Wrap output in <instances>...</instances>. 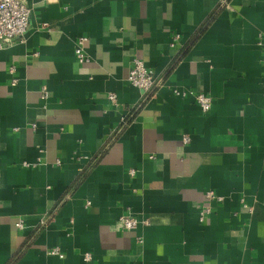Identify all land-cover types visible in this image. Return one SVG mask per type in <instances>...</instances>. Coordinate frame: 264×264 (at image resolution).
I'll list each match as a JSON object with an SVG mask.
<instances>
[{
    "label": "crops",
    "instance_id": "1",
    "mask_svg": "<svg viewBox=\"0 0 264 264\" xmlns=\"http://www.w3.org/2000/svg\"><path fill=\"white\" fill-rule=\"evenodd\" d=\"M21 1L24 38L0 49V264H264V0Z\"/></svg>",
    "mask_w": 264,
    "mask_h": 264
},
{
    "label": "built area",
    "instance_id": "2",
    "mask_svg": "<svg viewBox=\"0 0 264 264\" xmlns=\"http://www.w3.org/2000/svg\"><path fill=\"white\" fill-rule=\"evenodd\" d=\"M30 9L27 5L21 0H0V49L5 45L13 41H22L24 34L27 31L29 23ZM179 38L178 34H175L173 41L170 43V46H174V42ZM85 36H80L75 40L74 54L76 61L79 63L86 62L88 56L84 51V43L86 41ZM127 81L141 89L142 91H150L157 85V78L154 74V71L149 68L146 63L135 58L132 65L130 66L127 74ZM16 80L13 79L12 83L15 84ZM43 96L46 95V90L42 88ZM175 93L180 94V91L175 90ZM108 99L112 103H116V97L114 94H110ZM195 99L203 111H208L211 107V98L204 93H196ZM124 121V118H123ZM57 163H59L57 161ZM28 165L27 163H24ZM129 173L133 174L134 170L131 169ZM207 196L212 197L213 192L208 191ZM217 200H220L218 197ZM211 212L210 206H201L199 208L198 218L199 221H204L209 213ZM121 225L124 229H134L138 224V219L134 215H122L119 217ZM17 227H22V223H16ZM51 254H59L57 249L53 248L50 250ZM89 259L88 254L84 255V260Z\"/></svg>",
    "mask_w": 264,
    "mask_h": 264
}]
</instances>
